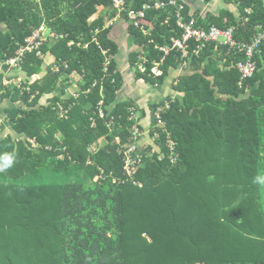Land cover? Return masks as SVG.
Listing matches in <instances>:
<instances>
[{"label":"trees","instance_id":"obj_1","mask_svg":"<svg viewBox=\"0 0 264 264\" xmlns=\"http://www.w3.org/2000/svg\"><path fill=\"white\" fill-rule=\"evenodd\" d=\"M109 1L0 0V100L10 97L35 106L40 94L53 92L61 72L69 82L84 81L76 98L51 97L36 109L17 107L7 113L12 130L24 139L2 134L0 140V155L14 153L13 165L0 170V264H264V187L253 183L264 170V39L253 56V76L239 86L235 62L244 60L242 52L211 42L194 54L191 41L184 59L179 51L164 54L154 47L179 36L174 7L146 12L147 22L158 14L153 28L144 25L152 42L129 24L146 57L145 73H140L130 54L135 81L162 84L183 60L188 64L172 85L176 93L167 95L170 109L163 114L177 160L169 161L164 146H148L133 173L140 185L121 182L133 103L116 100L118 45L104 26V16H113ZM222 1L238 15L221 8L202 19L197 11L190 14L185 3L182 14L193 17L198 27L234 25L236 40L249 41L256 27H264V0ZM125 2L140 9L150 0ZM122 16L127 19L125 12ZM42 25L55 39L49 44V37L40 50L68 67L48 70L23 92L12 83L4 86V72L20 84L23 71L40 73L44 61L35 50L24 51L15 67L4 61L14 56L16 42L25 45ZM162 57L161 73H149ZM59 106L68 110L67 119H58ZM115 136L119 142H112ZM101 137L105 145L87 151ZM98 167L104 179L98 178Z\"/></svg>","mask_w":264,"mask_h":264},{"label":"rangeland","instance_id":"obj_2","mask_svg":"<svg viewBox=\"0 0 264 264\" xmlns=\"http://www.w3.org/2000/svg\"><path fill=\"white\" fill-rule=\"evenodd\" d=\"M185 1L192 3L193 8L194 9L197 8L198 13L203 15V16H205L206 13H211V14L216 13L221 8L222 9L223 8L230 9L236 15H238V11L236 8L230 7L227 3H225L222 0H210L209 2H204L205 0H185ZM63 10H65V8ZM116 24L117 23H115V25ZM150 32H151L150 30L143 29V30H141V35L143 38L147 37L148 39H152ZM115 34H120L119 36L114 35V37L115 38L120 37V40H118L119 51H117L118 53H116V57H117L116 67L120 72V78H121V86H120V88H118L115 91L116 100L124 101V100L128 99V100L132 101L133 104H131V105H133V108H135L136 116L140 117V119L137 123V126L143 127L145 130L144 133H146L145 127L147 126V124L149 122V116H150L155 104L161 103L164 100H167V97H165L161 100L160 99L152 100L150 96L144 97L145 96L144 94H146L147 91H146V93H143L142 91H139V89H138V92L136 93V96H137L136 99L129 96V93H131V86L134 85L138 88L140 83L143 82V79H139V81L137 80L136 82H132V84L129 85V83L131 82V76H134V74L136 73V69L134 67L128 66L129 60L131 59L130 54L135 55V63L138 64V69L143 70V65L139 62V59L141 56L136 54V53H138V51L141 50V45H139V43L134 39V37H132L130 35V33L129 34L125 33L122 36L119 31H116ZM54 39L55 38H51L49 44H53ZM43 57L48 59L47 63L49 62L50 67L52 66V64L54 62L53 61L51 63L50 61H52L53 59H56L53 54H47V56H43ZM222 63H223V60H220V61H218L217 65L221 66ZM1 68L2 67H0V71H1ZM51 70H52V68H51ZM154 70H156V69H154ZM44 71H45V67L40 73H38L37 75H32V76L26 75L25 71H23L22 72L23 74L21 76V84H20V81L18 79H15V78L8 79L7 78V75H9L10 72H4L3 74H5V76L2 79V84L4 86H7L11 82H14L13 86L18 87L20 89V91L22 88V92H23L24 90H27L28 84H31L34 80L40 79L39 77L42 76V73H44ZM12 72H14V71H12ZM19 73H21V72H19ZM65 76L68 77V75H66V73H64V72H61L59 74V82L57 83L56 87L59 86V84L61 83V79H63ZM4 79H6V80L4 81ZM63 81H64V83H67V81H65L64 79H63ZM68 81H70V79ZM22 83H24V85H22ZM82 83H83L82 80H78V81L73 82L71 84L72 86H70L69 88L64 89L63 91H61L60 88H55L54 92L56 91V92L60 93L59 96H62V97L67 96L70 98H76L77 95L79 94L80 85ZM122 85H123V87H122ZM148 85H150V84H148ZM36 93H37V91L29 92L28 102H31L33 100V98L37 95ZM58 93H55V94L57 95ZM125 93H127V94L125 95ZM51 95H52V93H51ZM50 97H49V94H45V93L40 94L35 106H30V105L24 103L20 99L15 101V100L11 99L10 97L0 100V133L3 134L4 132H7V133L9 132L10 135H12L15 138L22 137L23 135L14 132L12 130L13 128L7 122L8 111L12 108H17V107H22L23 109H26V110H29L31 108L36 109L37 107H39L42 104L49 103ZM140 104H142V106ZM134 105L141 106V107H139L141 109H138ZM67 118H68V115L66 113V110L59 111V113H58V119L59 120L60 119L65 120ZM117 140L119 141V137L115 136V138L113 139L112 142H116ZM136 142L138 143V145L141 149V152L144 149H146L148 146H151V149L155 147V144H156V147L158 146L157 143L153 142L152 138L148 137V135H146V134L139 136L138 139L136 140ZM105 143H106V138L101 137V138L97 139L96 141H94L91 144L90 149L87 151L95 153L100 147L104 146ZM127 145L128 144H126V146ZM32 147L36 148V144H33ZM157 159L160 160L159 158H157ZM86 163H88V162L86 161ZM88 181L89 180H87L86 182H88ZM92 182H93V180H92Z\"/></svg>","mask_w":264,"mask_h":264},{"label":"bare ground","instance_id":"obj_3","mask_svg":"<svg viewBox=\"0 0 264 264\" xmlns=\"http://www.w3.org/2000/svg\"><path fill=\"white\" fill-rule=\"evenodd\" d=\"M109 2H110L109 8H110L111 11H113V16L110 18V22H112V21L114 22L115 20L119 19L122 16V13L125 12L128 23L130 25L134 26L136 29H139V30L145 29V27H144L145 24H149L150 25V22H147V20H145L146 12L148 10H157V11L162 10V11H166L168 6L174 7L175 8L174 15H175L176 26L180 29L179 36L178 37L171 36L170 39H169L170 40L169 44H164V45H159V46L157 44H154V47L157 48L159 51H162L164 54H167L171 50H176V51H179L181 53L182 57L186 58L187 54H188V51H189V49L191 47V41L194 44V47L192 48V53H194V54H196L198 52H201L206 47L207 43L214 42V43H217V44H220V45H226L227 48H228V52L229 51H233V50H237V51L242 52L244 54V56H245L244 60H240V61L235 62V69L238 72H239V70L237 69V66H236L237 63L238 62H243V61H245L247 59V56H246L245 51L243 49H238L236 47H231L228 43H220L219 41H205L204 42V46L200 50L195 51L198 42L194 38H189L187 41H185V43L183 44L184 47H185V52H184L181 49V47L178 46L176 44V42H175V41H180V42L182 41L183 29L178 24L179 17H181V21L184 22V23H189L190 21H193V27L196 28V29L208 30L211 26H215V25H210L207 28H202V27H198L197 26V22H196V20L193 17H190L189 19H185L184 15L182 14V10L184 8V0L181 1V2H179L178 0H174V3H170L169 0H150V2L144 3L140 9H134V8L127 7L125 0H110ZM161 3H163V4L161 5ZM245 12H246V14H250L251 13V9L250 8H246ZM157 17H158V14L153 16V21H151V24H153V22L155 23ZM244 19L247 20V17H245ZM168 20H169V15L167 16L165 22L167 23ZM110 22H109V24H110ZM109 24H106V26H109ZM215 27H217V26H215ZM259 27H256V28H258V30L255 31V33H254V35H253V37H252V39L250 41L236 40L234 38V33L236 31V26H234V25H231V26H229L227 28H224V29L217 27L218 29H220L222 31L231 29L232 40L235 41L236 43L251 44L255 40H257V45L255 46L253 54H252V56L250 58L251 62H253V65H254V72L256 70V63L253 60V56L258 51L259 45H260L261 41L264 39V27H262L260 29H259ZM150 29H151V27H150ZM148 30H149V28H148ZM49 37L51 38L52 34L51 33L49 34L47 32V29H46L45 26L42 25V26L38 27L37 29H35L30 35H28L25 38V40H24L25 45H23V48H22V51H21V56H22L24 51H26L27 49H31V50H35L36 54L40 58L43 57L44 54L40 50V45L43 44V42L48 41ZM219 39H220V41L223 40L222 37H220ZM92 40L95 41L97 44L99 43L96 37H93ZM148 42H152V39H148ZM98 47L101 49L102 54H106L107 53V50L102 49L100 46H98ZM144 53H145V51L142 48H141V50L138 53V55L141 56L140 59H139V62L143 65V70L138 69L140 73H145V69H146V67H145V65H146L145 64L146 63V57H145ZM162 60H163V57L159 61L153 62V66L151 67V70H150L149 73L160 74L161 70L158 68V65L162 62ZM107 63H108V61L105 62V66H104V71L105 72L107 70V66H106ZM181 65L182 66H187V61H183L181 63ZM59 66H62L64 69L68 67V65L65 62L61 65L58 60L54 59V62L52 64V66H51L52 70L53 71H58L59 70ZM154 69H156V70H154ZM177 81H178V78H176V80L174 81V84H176ZM239 82H241V83H239ZM242 82H243V80L241 78V73H240V78H239V81H238V85L240 86L242 84ZM99 103H101V101H99ZM62 110H66V113L68 111L67 109L59 107L58 108V113H59V111H62ZM128 112L130 114L129 118L132 119V120H135L136 119V115H135L134 109L131 107V108H129ZM98 114H99L100 117L103 116L102 109L98 108ZM90 121H91V125L93 126L94 125V119L92 117H90ZM135 126H137V123H135L132 126V131H131V135L130 136H132V132H133ZM2 138H3V135L0 133V140ZM26 141L29 142V143H33L34 142L33 139H29V138H27ZM89 149H90V147L88 148V150Z\"/></svg>","mask_w":264,"mask_h":264},{"label":"built area","instance_id":"obj_4","mask_svg":"<svg viewBox=\"0 0 264 264\" xmlns=\"http://www.w3.org/2000/svg\"><path fill=\"white\" fill-rule=\"evenodd\" d=\"M170 3H174V0H169ZM163 3H161L162 5ZM179 26L183 29L182 41H175L178 46L185 52L184 43L189 38H194L198 44L195 51L200 50L204 46L205 41H219L220 43H228L231 47H236L238 49H243L247 56V59L243 62L237 63V69L241 73V78L244 81L247 78H251L254 73V65L251 62L250 58L253 54L254 48L257 45V40L251 44L245 43H236L232 40L231 29L222 31L215 26H211L208 30L196 29L193 27V21L189 23H184L179 17L178 21ZM222 37V41H220ZM17 48L15 49L14 56L7 58L4 63L10 67H15L21 62V51L23 48L22 42H16ZM16 64V65H15ZM15 65V66H14ZM12 79V78H10ZM6 79H4L5 81ZM14 84V82H11ZM241 83V82H239ZM170 109V103L167 100H164L162 103L155 104L150 116L149 122L145 127L146 133H144V128L140 126H135L132 132V140L128 141L127 146H123V165H122V175L125 179L121 178L118 181L124 182L126 180L131 181L132 183H140L133 178V173L142 160L141 149L136 142L139 136L148 135L151 137L153 142L157 143L158 147H165L168 151L167 157L171 163H174L178 158V151H176V142L171 136V131L167 128L166 119L163 117V114ZM116 142H119L118 140ZM155 149V147H154ZM157 158L161 159L160 153L156 154ZM90 162V161H88ZM99 174L98 178L104 179L106 174L102 167H98ZM111 175V172L108 174ZM112 181H117L115 176H112Z\"/></svg>","mask_w":264,"mask_h":264},{"label":"crops","instance_id":"obj_5","mask_svg":"<svg viewBox=\"0 0 264 264\" xmlns=\"http://www.w3.org/2000/svg\"><path fill=\"white\" fill-rule=\"evenodd\" d=\"M209 2V1H208ZM184 3L186 4V5H188V7H189V13L190 14H194V12H196L197 11V8H193V4L192 3H189L188 1H185L184 0ZM191 4V5H190ZM198 12V11H197ZM219 12V11H218ZM218 12H216V13H218ZM207 14V13H206ZM214 14V13H213ZM199 16L203 19L205 16H203V15H201V14H199ZM110 18L111 17H108L107 15H105L104 16V26L106 27V28H110V34H109V37L112 39V40H114L116 43H117V45H118V51H119V42H118V40H120V37L119 38H115L114 37V35L115 36H119L120 34H115L116 33V31H119L120 33H121V35L123 36L125 33H127V34H129V24H128V21H127V19L125 18V17H123V16H121L119 19H117V20H115V22L113 23V21L112 22H110ZM109 22H110V24H109ZM115 23H117L116 25H115ZM106 24H109V26H106ZM150 24H151V22H150ZM210 25H213V24H210ZM209 25V26H210ZM216 26V25H215ZM150 27L151 28H153V25L151 26L150 25ZM208 26H206V27H202V28H207ZM218 27V26H217ZM148 28L149 27H146L145 29H147L148 30ZM220 28V27H219ZM122 31H121V30ZM139 30V29H138ZM141 31V30H140ZM255 33V32H254ZM254 33H253V35H254ZM130 35H131V33H130ZM253 35L251 36V39H252V37H253ZM250 41V40H249ZM217 44V43H216ZM218 45H220V44H218ZM224 46H226V45H224ZM230 52V51H229ZM118 53V52H117ZM138 53H139V51H138ZM44 56H47V53H46V55L44 54ZM117 58V57H116ZM42 59H43V61H44V63H43V68H41V70H40V72L44 69V67H45V71H44V73H42V76L45 74V73H47V71L48 70H50L51 72H57V71H53V70H51V67H50V65H49V62L47 63V58H45V57H42ZM185 59V58H184ZM54 61V59L52 60V61H50L51 63ZM184 61V60H183ZM186 61V60H185ZM188 64V63H187ZM49 66V67H48ZM128 66L129 67H131V64H130V61H129V63H128ZM187 66H182V65H180L179 67H177V69H174L172 72H170L168 75H167V77L164 79V82L162 83V84H157V85H155V86H151V85H148V84H146L145 85V82L143 81L142 83H140V85H139V87L137 88L136 86H134V85H132L131 86V93H129V96L130 97H132V98H137V96H136V93L138 92V89H139V91H142L143 93H146V91H147V93L146 94H144L145 96L144 97H151V99L152 100H158V99H163V98H165V97H167V95H169V94H175L176 92H174V89L172 88V85H175L174 84V81L176 80V78H178V74H180L181 72H182V70L184 69V68H186ZM178 75V76H177ZM42 76H40L39 78H41ZM66 77V76H65ZM63 78L64 80L66 79V78ZM240 77V76H239ZM63 79H61V83L59 84V86H57L56 88H60L61 89V91H63L64 89H67V88H69L70 86H72L71 84L73 83V82H75V81H73V82H69L68 81V79L67 80H65V81H68V83L69 84H66V83H64V81H63ZM71 80V79H70ZM137 81V80H136ZM135 81V76H131V82L129 83V85L130 84H132V82H136ZM139 81V80H138ZM82 84H84V81H83V83ZM96 84V82L94 81V83L91 85V87L93 86V85H95ZM135 84V83H134ZM91 87H88L85 91H82V93H88L89 91H90V88ZM122 87H123V85H122ZM55 90V89H54ZM54 90H53V92H54ZM122 90V89H121ZM79 91H80V89H79ZM51 92L52 93V95H51V93H48L49 94V97L51 96V97H59V98H62V99H67V98H70V97H67V96H64V97H62V96H59V94L60 93H58V92ZM129 92V91H128ZM55 93H58L57 95L55 94ZM37 94V93H36ZM102 94V86H100V95ZM127 93H125V95H126ZM50 97V98H51ZM49 98V99H50ZM128 100V99H127ZM127 100H124V101H127ZM121 101V100H120ZM48 104V103H47ZM42 105H44V104H42ZM141 106H142V104H140ZM140 106V107H141ZM59 107H62V106H59ZM131 108V107H130ZM129 110V109H128ZM134 112H135V108H134ZM135 115H136V113H135ZM130 117V114L128 115V119H130L129 118ZM139 119H140V117L139 116H136V119L135 120H133V124H132V126L135 124V123H138V121H139ZM61 120V119H60ZM132 120V119H131ZM90 123H91V121H90ZM109 124V123H108ZM92 126V125H91ZM4 135H6V134H10L9 132L7 133V132H4L3 133ZM23 139H24V136L22 137ZM34 140V139H33Z\"/></svg>","mask_w":264,"mask_h":264},{"label":"clouds","instance_id":"obj_6","mask_svg":"<svg viewBox=\"0 0 264 264\" xmlns=\"http://www.w3.org/2000/svg\"><path fill=\"white\" fill-rule=\"evenodd\" d=\"M0 161H2V164H0V170L11 167L14 161V153L0 155ZM253 183L260 187H264V170H261L253 177Z\"/></svg>","mask_w":264,"mask_h":264}]
</instances>
